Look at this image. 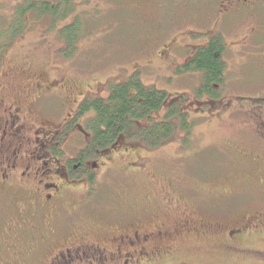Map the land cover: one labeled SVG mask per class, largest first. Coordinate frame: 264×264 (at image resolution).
I'll use <instances>...</instances> for the list:
<instances>
[{
    "label": "flooded vegetation",
    "instance_id": "flooded-vegetation-1",
    "mask_svg": "<svg viewBox=\"0 0 264 264\" xmlns=\"http://www.w3.org/2000/svg\"><path fill=\"white\" fill-rule=\"evenodd\" d=\"M120 1L137 15L168 1L167 19L146 23L144 50L134 55L174 56L173 76L194 90L195 117L228 124L232 137L217 152L236 182L216 184L206 204L216 213L204 209L201 228L221 232L230 254L264 255L247 247L264 242V0ZM212 58L217 66L209 68ZM177 98L168 99L179 126L181 117L188 121ZM86 99L69 109L59 84L37 85L29 101L0 84V264H152L174 251L180 227L169 219L171 199L155 192L147 172L152 151L169 135L154 144L141 133L168 123L169 105L132 119L130 130L100 147L88 125L94 113L80 112ZM109 172L128 182L103 187ZM236 187L253 191L263 211L243 213Z\"/></svg>",
    "mask_w": 264,
    "mask_h": 264
},
{
    "label": "rangeland",
    "instance_id": "rangeland-1",
    "mask_svg": "<svg viewBox=\"0 0 264 264\" xmlns=\"http://www.w3.org/2000/svg\"><path fill=\"white\" fill-rule=\"evenodd\" d=\"M21 1L0 0L1 27L9 23L14 8ZM44 1L55 6L60 0ZM122 2L70 0L72 13L65 21L57 20L55 23L49 16L28 13L27 28L1 55L0 84H7L10 91L16 96L20 94L25 101L30 100L37 85L59 84L63 91L69 93V109H73L82 96L106 98L111 87L124 83L129 76L137 73L143 86L161 90L169 99L178 97V106L186 110L188 129H178L175 121L173 133L166 144L152 151L147 172L153 178L155 192L169 195V219L177 221L180 236L171 255L157 258L152 264H264V255L228 253L222 246L221 232L207 235L201 228L204 220L201 218L202 211L214 212L211 204H206L212 198L210 193L217 188L216 184H222L218 188L223 189L236 182L233 166L217 152L232 137L228 124H209L205 119L195 117L191 106L194 90L186 87L185 82L189 80L173 76L178 63L174 56L161 59L149 51L140 57L134 55L144 50L146 23L157 18L167 19L168 1L159 9L149 8L140 15L120 7ZM77 19L81 29L71 52L58 33ZM101 179L103 187L128 182L117 172H109ZM239 190L237 188L235 192L239 194ZM252 194L255 193L248 191V194L240 192L234 195L239 196L236 200L240 202L243 213L251 218L264 208L253 201ZM255 197L259 198L258 195ZM184 221H189L186 230L181 228ZM247 245L250 250H264V242Z\"/></svg>",
    "mask_w": 264,
    "mask_h": 264
},
{
    "label": "trees",
    "instance_id": "trees-1",
    "mask_svg": "<svg viewBox=\"0 0 264 264\" xmlns=\"http://www.w3.org/2000/svg\"><path fill=\"white\" fill-rule=\"evenodd\" d=\"M73 7L70 0H61L55 6L47 1L39 0H23L21 4L16 5L11 15V20L5 27L0 26V59L4 50L12 44L14 38L27 28V14L36 13L37 16H49L52 23L55 21H65L72 13ZM81 25L79 20L63 27L59 30L58 37H62L66 44L67 50L71 52L76 44V40L80 34ZM73 47V48H72ZM62 53V51H61ZM202 58V57H201ZM204 61V59H201ZM217 63L212 58L209 68L216 67ZM206 65V64H204ZM106 98H92L83 101L80 112L92 111L93 119L89 121V130L93 137L95 146L105 147L115 141L120 132L131 129L132 119L147 117L150 112H156L164 103L168 106V123H160L154 125L152 129L144 130L141 133L146 136L150 133L154 144L159 143L161 139H166L173 133L174 122L171 117L179 114L176 104L168 99V96L154 88L143 87L137 73L130 77L124 84L114 85L109 89ZM172 120V121H171ZM179 129L187 128V123L181 117ZM178 126V124H175ZM188 129V128H187Z\"/></svg>",
    "mask_w": 264,
    "mask_h": 264
}]
</instances>
